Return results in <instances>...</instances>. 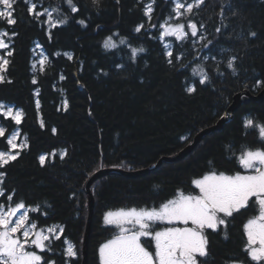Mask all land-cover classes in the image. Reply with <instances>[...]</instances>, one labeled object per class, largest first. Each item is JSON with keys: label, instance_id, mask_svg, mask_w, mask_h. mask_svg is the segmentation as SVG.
I'll return each instance as SVG.
<instances>
[{"label": "trees", "instance_id": "16d2710c", "mask_svg": "<svg viewBox=\"0 0 264 264\" xmlns=\"http://www.w3.org/2000/svg\"><path fill=\"white\" fill-rule=\"evenodd\" d=\"M148 2L100 0L97 7L92 0H75L79 11L73 14L63 0H43L45 7L60 6L69 15L66 24L51 28L45 17L37 20L29 14L24 0H16L17 23L8 26L2 22L0 26L17 33L11 41L15 51L6 76L12 83L0 84V102L23 110L22 123L14 124L13 129H19L27 143L17 160L3 169L7 176L0 203L7 202L14 189L11 203L23 201L26 206L39 207V211L30 212V220L64 228L53 253L46 254L57 264L68 259L63 255L65 240L78 249V257L69 264H81L87 215L83 184L100 165L139 169L179 151L198 131L221 118L234 94L250 91L258 80L264 81V0H205L188 17L197 23L198 35L192 37L187 29L185 41L169 37L166 43L159 39L158 29L163 19L174 14L172 0H155L150 22L144 15ZM54 17L60 19L56 13ZM80 19H85L86 27L77 23ZM181 20L186 26L187 20ZM141 23L144 28L135 33L134 28ZM251 32L256 35L251 36ZM113 33H119L113 36L118 47L105 50L103 41ZM120 37L127 38V43L120 45ZM166 44L173 58L182 54V59H173L169 65ZM37 45L45 58L44 71H40L39 61L34 62ZM131 47L145 49L135 62L129 58ZM65 52L71 53L73 60L69 61ZM232 57L236 58L235 75L227 67ZM201 69L210 78L203 85L199 83ZM61 75L65 79L61 80ZM193 84L196 91L189 94L186 88ZM37 90L39 96L35 95ZM229 114L222 129L206 135L183 159L162 163L141 177L110 174L92 183L88 264H96V247L115 230L103 224L105 211L159 206L177 189L194 191L191 181L209 170V161L217 171L237 167L226 147L233 146L238 155L242 145L253 146L254 131L243 128L242 117L264 123V102L242 103ZM8 121L0 117V126L8 128ZM7 149L6 139L0 138V150ZM65 150L67 154L61 159ZM53 152L55 155H50ZM42 154H49L44 166L38 160ZM251 210L230 221L227 239L211 233L204 264H226L233 258L247 264L241 249L245 243L243 222Z\"/></svg>", "mask_w": 264, "mask_h": 264}, {"label": "snow or ice", "instance_id": "6c2138e0", "mask_svg": "<svg viewBox=\"0 0 264 264\" xmlns=\"http://www.w3.org/2000/svg\"><path fill=\"white\" fill-rule=\"evenodd\" d=\"M29 5L28 12L34 19L46 17V23L51 28H56L66 24L69 19L68 13H64L60 6L54 8H43L37 11L39 5L35 0H24ZM205 0H172L174 5L168 20L160 24L163 29L159 39L165 37H175L178 41H185L189 33L185 31V23L179 22L182 18L187 20V28L190 29L192 37L198 35L197 23L188 17L194 14V9H199ZM16 0H0V20L8 26L15 25L17 20L14 16V5ZM70 13H78L79 8L75 0H63ZM93 5L99 6L100 0H92ZM155 0H149L144 7V15L148 22L152 19ZM54 13L60 19L54 17ZM220 15H223V8ZM177 21V22H171ZM81 26H87L85 19L77 21ZM152 27H156L153 25ZM144 28L141 23L134 28L135 33H140ZM203 28V25H200ZM216 31L219 33L220 28ZM17 33L9 31L8 28L0 30V84L12 83L11 79H6L14 56V45L11 43ZM255 36V32L250 33ZM113 36L109 35L103 41L105 50L117 49L118 44ZM49 39L51 35L49 34ZM203 39V37H201ZM127 43V38L120 37L119 44ZM209 44L211 41L208 42ZM207 47V44L205 45ZM165 52L168 57L167 63L173 64V59L179 61L182 54L173 58V52L169 45ZM143 47H131L130 59L135 62L138 53H143ZM55 55L59 56L60 53ZM64 56L69 61L73 60L71 53L65 52ZM235 57L229 59L227 67L236 74ZM44 71L45 60L39 61ZM82 63V62H81ZM123 65H117L122 67ZM186 67V65H183ZM35 69L36 65L33 64ZM196 72V69H193ZM199 83L201 85L209 81V76L202 69ZM104 75H107L105 72ZM63 80L65 77L60 76ZM32 84H37V79L33 76ZM264 85V81H257L256 86ZM191 94L196 91L193 84L186 88ZM39 96V90L35 92ZM36 107L39 109L40 101L36 100ZM64 109L68 108V101H63ZM225 116L229 113H225ZM0 117L14 122L16 126L22 123L24 118L23 110H14L12 106H6L0 102ZM224 117H221L223 119ZM41 121V127H43ZM243 128L256 132L259 141L264 145V123L256 121L254 118L246 117L243 120ZM55 133L56 129L52 130ZM20 136L19 129L7 134L5 126H0V138L6 139L9 150H0V197L5 196V184L7 173L3 169L11 162L16 161L21 151L27 147L26 138L24 142L17 143ZM226 150L230 152L231 158L235 159L239 168L232 174L219 172L214 167V162L209 161V170L199 178L191 181L194 185V192L185 193L183 189H177L174 196L162 202L158 207H130L108 210L103 215V224L113 226L115 233L112 238L100 245V264H204L201 258L209 256V232L218 233L223 231L224 238L227 239V229L231 220L243 211L255 209L256 214L249 217L243 224V234L245 243L241 251L247 258V264H264V146L251 148L242 145L239 154L229 145ZM66 150L61 154V159L66 155ZM55 155V152L50 154ZM49 154H42L38 157L39 164L44 166ZM15 196L13 189L8 194L7 204L0 203V264H57L54 259L46 258L47 253H52L55 241L63 235L64 228L58 229L48 227L39 228L36 222L30 220L31 211H39V207L26 206L25 202L19 201L14 205L11 203ZM163 225V227H158ZM145 241L154 245V250H149ZM67 245L63 249V255L69 261H75L78 257V249L67 240ZM226 264H246L245 260L233 258Z\"/></svg>", "mask_w": 264, "mask_h": 264}, {"label": "water", "instance_id": "95a60500", "mask_svg": "<svg viewBox=\"0 0 264 264\" xmlns=\"http://www.w3.org/2000/svg\"><path fill=\"white\" fill-rule=\"evenodd\" d=\"M79 89H82L81 84L79 85ZM249 101H254V102L264 101V85L261 88V90L256 94L251 93L248 89H243L237 92L236 94H234L232 97V101L228 106L227 111L224 112V114L226 112L232 113L238 108L239 105ZM224 114L221 116L224 117L223 119L219 118L217 122L214 123L213 125L205 127L200 131H198L193 136V138L179 151L173 154L162 155L155 162H152L145 167L139 169H124L121 167H115V166L103 167L100 165V167L96 171H94L91 175L88 176V178L85 180L83 184V191L86 193L87 196V215H86V222H85L84 232L81 241V255H80L81 264H88L89 238L91 233L93 211H94V199L90 188L92 183L97 179L110 174L119 175L125 178L141 177L151 173L156 168H158L162 163H173L183 159L185 156H187L190 152H192L196 148V146L206 135L212 134L214 131L222 129L223 123L226 120V116Z\"/></svg>", "mask_w": 264, "mask_h": 264}, {"label": "rangeland", "instance_id": "374dc122", "mask_svg": "<svg viewBox=\"0 0 264 264\" xmlns=\"http://www.w3.org/2000/svg\"><path fill=\"white\" fill-rule=\"evenodd\" d=\"M184 2H192V0H184ZM38 5L40 6V8H39V10L38 11H42V9L43 8H45V6L43 5V0H38ZM173 7H174V5H173ZM174 15V14H173ZM45 20H46V17H45ZM166 20H168V18H165V19H163L162 20V22H161V24L162 23H164ZM2 20H0V26H1V24H2ZM171 22H177V21H171ZM179 22H183L182 20H180ZM184 23V22H183ZM47 25H49L48 23H47ZM187 25L185 26V31H187ZM0 30H3V29H1V27H0ZM190 30V29H189ZM158 31H159V36H160V33H161V31H163V29L162 28H160L159 27V29H158ZM169 37H165L162 41L164 42V43H166L167 42V39H168ZM41 59H43V60H45V58H44V55H43V53L41 52V49L39 48V46L37 45L36 47H35V50H34V62L35 63H37V61H40ZM5 104V103H4ZM6 105V104H5ZM6 106H12V105H6ZM13 108H14V110H21V109H19V108H15L14 106H12ZM8 123V125H9V127L8 128H6L7 129V134H10L13 130H15V129H13V125H14V122H11L10 120L7 122ZM25 141V138L23 137V136H19L18 137V140H17V143H20V142H24ZM201 142V141H200ZM7 150H9V149H7ZM1 203H5V204H7L8 202H1ZM13 205L15 204V203H12ZM158 207V206H157ZM111 210H117V209H111ZM106 212V211H105ZM104 212V213H105ZM104 213H103V215H104ZM103 215H102V222H103ZM48 227H54V228H59L58 227V225H56V224H49V225H45V226H42V225H38V229L39 228H44V229H47ZM158 227H163V225H159ZM114 233H115V230H114V232H113V234L110 236V237H108V238H106L105 240H103L100 244H99V247H100V245H102L104 242H106L108 239H110V238H112V236L114 235ZM68 241V240H67ZM68 242H70V243H72L71 241H68ZM73 244V243H72ZM145 244H146V246L147 247H149V250H150V246H152L153 247V250H154V245L152 244V243H150V242H148V241H145ZM67 247V245L64 243V248H66ZM99 247H98V249H99ZM53 253V252H52ZM52 253H47V254H52ZM47 256V255H46ZM48 258V257H47ZM48 259H50V258H48ZM65 264V263H64Z\"/></svg>", "mask_w": 264, "mask_h": 264}, {"label": "flooded vegetation", "instance_id": "af4514ba", "mask_svg": "<svg viewBox=\"0 0 264 264\" xmlns=\"http://www.w3.org/2000/svg\"><path fill=\"white\" fill-rule=\"evenodd\" d=\"M263 87V85L262 86H256L255 85V87H253L251 90H250V92L251 93H253V94H256V93H258L260 90H261V88ZM261 102H264V101H261ZM255 103V102H254ZM229 115H231V114H229ZM246 117H249V116H246V115H244L243 117H242V124H243V120L246 118ZM226 120H227V116H226ZM226 120H225V122H226ZM224 122V123H225ZM224 123H223V125H224ZM223 127V126H222ZM254 139L255 140H253V141H255V143H253V146H250L251 148H258V147H262V146H264V145H262L261 144V142L259 141V139H258V136H257V134H256V132H254ZM257 141V142H256ZM236 168H233L232 170H230V171H224V170H222V171H219V172H225V173H228V174H232V173H234L235 171H237V170H240V171H243L242 169H240L239 168V166H238V164H236ZM202 176V175H201ZM200 177V176H199ZM199 177H197V178H199ZM190 192H194V191H190ZM195 192H198V190H195ZM195 192H194V194H195ZM186 193H188V192H186ZM172 198V197H171ZM251 215L250 216H248L247 218H246V220L249 218V217H251V216H253V215H255L256 214V212H255V209H252L251 210ZM246 220L243 222V224L246 222ZM221 236H224V233H223V231H220V232H218ZM210 235H211V232H209V241H210V239H211V237H210ZM210 244V243H209ZM98 247H99V245L96 247V252H95V258H96V264H100V261H99V252H98ZM150 250H153V247L152 246H150ZM202 260L204 259V258H201Z\"/></svg>", "mask_w": 264, "mask_h": 264}]
</instances>
